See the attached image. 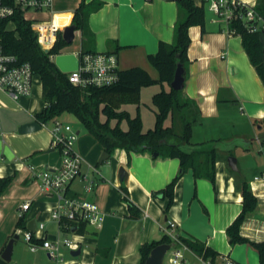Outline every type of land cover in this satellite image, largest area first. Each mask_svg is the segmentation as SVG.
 Wrapping results in <instances>:
<instances>
[{"label": "crops", "instance_id": "0c3cea01", "mask_svg": "<svg viewBox=\"0 0 264 264\" xmlns=\"http://www.w3.org/2000/svg\"><path fill=\"white\" fill-rule=\"evenodd\" d=\"M94 1L101 2L88 18L89 28L95 36V51L117 54L120 70L140 67L159 80V73L148 56L157 52L160 42H173L179 12L177 3L169 0H85L86 4ZM194 1L199 6L203 3V0ZM241 1L257 3V0ZM81 2L55 0L54 24H72ZM205 7L206 33L202 34L200 26L189 30L191 44L183 91L200 111L191 141L211 145L220 141L217 144L216 185L206 179L195 180L190 170L177 183L174 204L166 217L167 200L153 198L152 194L165 189L176 177L179 159H161L134 152L128 155L117 150L109 160L100 163V155L105 152L102 145L95 138H84L76 144L75 150L84 160L82 176L93 180L95 186L92 191H87L83 178L79 177L69 185L66 194L96 203L105 214V221L99 231L87 229L81 235L75 234L80 245L78 249H81L79 256H72L74 250L61 246L66 264H139L140 247L158 241L168 233L206 243L219 254L216 264L222 263V256H228L236 264H259V257L252 248L251 259L244 260L247 245L231 246L226 230L243 208V197L237 190V176L250 183L255 176L264 174V161L254 157L247 164L243 159L241 169L237 159L239 171L235 175L228 166L230 156L227 149L250 150L253 143L264 147L260 139L264 134L260 125L264 123V83L243 47L242 37L229 33V27L216 21L206 4ZM77 34L82 42L81 32L77 31ZM80 49L81 46L77 51ZM77 51H61V54H75ZM151 89L148 99L163 89L169 90V86L158 83ZM43 107L39 77L32 94L19 101L0 90V178H13L0 197V257L15 236L21 215L26 228L32 221L35 229L44 223V234L48 239L58 236V224L50 216L57 198L43 193L36 174L59 168L61 153L51 148V142L50 146L41 142L36 134L38 131L19 132L24 124L36 121L35 116ZM170 124L168 120L167 125ZM121 167L127 171L128 198L141 210L138 219L129 217L128 205L123 200L119 180ZM245 171H251V175L246 177ZM26 202H30V207L22 212L21 206ZM168 221L176 223L172 231L167 228ZM63 234L70 233L64 231L61 236ZM241 235L254 242L264 241L263 203H259L257 210L245 220ZM23 239L20 236L15 241L9 264H58L50 258L48 250L40 247L33 252ZM63 248L70 251V257ZM186 255L190 264L198 263L199 256L191 249Z\"/></svg>", "mask_w": 264, "mask_h": 264}, {"label": "trees", "instance_id": "16d2710c", "mask_svg": "<svg viewBox=\"0 0 264 264\" xmlns=\"http://www.w3.org/2000/svg\"><path fill=\"white\" fill-rule=\"evenodd\" d=\"M178 5V17L174 25V40L172 43L160 42L155 54H150L148 60L158 71L159 80L153 79L150 74L140 68L133 67L120 71V80L117 84L105 88L81 89L73 86L68 79V73L62 72L53 56L61 54V50L68 44L59 34L55 46L49 51H44L32 30L31 23L24 19L20 11L12 17L16 28L8 30V21H0V43L5 54L17 57L19 63L28 62L33 73L41 79L43 88L44 107L35 118L40 124H48L57 120L62 114L74 115L83 127L91 133L102 145L105 152L112 156L117 150H123L128 155L134 152L139 155L158 154V158L180 160V168L176 177L167 187L153 193V198L167 200L164 214L167 217L174 204L175 187L179 180L190 170L193 171L195 180L206 179L213 186L216 185V164L219 160L217 144H194L191 141L193 126L198 121L200 113L195 102L184 96V89L175 91L170 87L174 80L177 66L182 64L185 69V80L188 74V49L191 44L189 30L193 26H200L202 34L206 33V1L201 6L194 0H169ZM101 2L86 4L82 0L75 11L72 21L77 31L81 32V52L92 53L95 51V36L89 28L88 18L92 11L97 10ZM245 9H241L244 12ZM255 12L264 21V0H257ZM255 23V22H254ZM233 34L242 37L243 47L251 63L256 68L264 83L263 48L264 29L250 32L242 20H234L230 24ZM168 85L169 90L163 89L154 94L152 103L155 108L156 123L151 129L145 130L139 116L130 117L125 110H116L111 103L105 102L108 95H128L138 101L143 87L155 84ZM123 119L128 120V128L120 127ZM116 124L112 125L111 121ZM170 120L171 124L167 125ZM264 142V134L260 136ZM231 156L232 150L227 149ZM233 174L237 175L236 172ZM12 177L0 178V197L12 183ZM124 193L123 200L127 203L131 219H138L141 210L128 198L126 186L121 185ZM237 190L242 194V211L234 222L227 228L226 233L231 246L247 245L255 250L259 257V264H264V241L254 242L241 235V227L245 220L258 208V200L250 189V183L237 176ZM26 229L24 218L21 217L17 229ZM80 228L78 234L84 233ZM189 249L196 255L210 259L215 263L219 254L206 243L188 238H181ZM173 243L169 235L165 234L160 240L144 243L140 247L141 259L139 264H145L152 250L161 244ZM0 264H9L0 257ZM239 264V263H238Z\"/></svg>", "mask_w": 264, "mask_h": 264}, {"label": "built area", "instance_id": "2783aa9c", "mask_svg": "<svg viewBox=\"0 0 264 264\" xmlns=\"http://www.w3.org/2000/svg\"><path fill=\"white\" fill-rule=\"evenodd\" d=\"M55 0H0V21H8L7 29L15 30L16 25L12 17L20 11L24 19L31 23L32 30L37 36L38 42L44 51H50L56 44L59 34L63 35L65 25H55L53 5ZM208 10L215 15L216 21L224 22L230 29L234 20H242L250 32L264 29L263 19L255 12L254 4H247L241 0H205ZM241 9H245L244 12ZM50 15L51 17H47ZM255 22V23H254ZM79 61L78 69L68 73L69 82L78 88H105L117 84L120 80V69L117 54L108 52L82 53L81 49L75 52ZM56 56H53V60ZM32 67L28 62L19 63L17 57L5 54L0 43V90L8 93L13 100L32 94L34 88V77ZM48 128L51 134V148L57 149L62 154L59 168L46 169L36 174L40 181L41 190L45 194L56 196L57 201L52 208L51 219L58 224V236L55 240L48 239L44 234L45 224L40 223L34 232L26 229H17L16 234L22 236L31 251L35 252L40 247L49 251L50 258L58 264H66L61 246L65 245L70 250H77L79 242L75 234L80 228L84 230H101L105 221V214L99 206L91 201L67 196L69 185L79 177L85 182V189L92 191L95 182L87 176H82L83 158L75 150L79 133L71 125L60 120L53 121L52 126L41 124ZM250 189L259 203L264 204V174L255 176L250 182ZM30 202L21 206V211L26 212ZM22 217V215H21ZM168 230L176 227L174 221L167 222ZM76 227L77 231L72 232ZM72 234L71 238H61L62 232ZM173 243L167 254H170L168 264H190L187 257L189 247L182 242L181 236L168 233ZM42 242L41 244L39 242ZM221 264H236L228 256H222ZM197 264H216L210 259L201 256Z\"/></svg>", "mask_w": 264, "mask_h": 264}, {"label": "rangeland", "instance_id": "374dc122", "mask_svg": "<svg viewBox=\"0 0 264 264\" xmlns=\"http://www.w3.org/2000/svg\"><path fill=\"white\" fill-rule=\"evenodd\" d=\"M80 46H81V37L79 34H77L74 42L72 44L65 46L61 51L62 52L77 51L80 48ZM37 82H38V76H35L34 77V86L36 85ZM152 86L143 87L144 88L143 89L144 90L143 95L141 97V92H140V96H139L138 101L133 100L128 95H115V94L113 95L112 94V95H108L107 97H105V102L111 103L113 108L116 110L127 111L129 113L130 117L139 116L143 122L144 129L145 130L151 129L155 126V123H156V114H155V108H154L153 103H152V96L149 99L147 98L148 92H151V90H152L151 89ZM57 120H60L64 123H67V124L71 125L75 130L80 131V135L78 136L77 143L79 141L83 140L84 138H87V137L93 138V139L95 138L91 133H89L83 127V125L79 122V120L72 114L64 113L59 118H57ZM52 124H53V122L48 123L49 126H52ZM111 124L115 125L116 121L112 120ZM119 125L121 128L127 129L128 128V120L123 119ZM260 125L262 126V131H264V123H262ZM36 134H37V136L41 142L50 146L51 136H50L48 129L43 128L40 131L36 132ZM47 150H49V148H47ZM261 150H263V152H264V147H261L257 143H253L252 148L250 150H244L242 148H237V149L232 151V154H233V156H235L239 160V167L242 169L243 162H244L243 159L245 161H247V164L249 163V161L251 162L252 158H254V157L260 158L261 160L263 159V161H264L263 152ZM62 157L63 156L61 154V158ZM100 157H102V153H101ZM243 174H245L246 177H249L251 175V171H245V173L243 172ZM53 228H54V226H53ZM50 231H52V230H50ZM52 234H53V231H52ZM52 234H51V236H52ZM61 238L62 239L71 238V235L70 234H63L61 236ZM55 239H53V240H55ZM238 246H240V245H238ZM242 246H244V244ZM246 247H247L248 251L245 252V254H244V260L247 261L248 259L249 260L251 259L250 252L252 251V249L248 246H246ZM246 247H244V248H246ZM63 249H64L63 252H65V254L68 257H70V251H68L67 248H63ZM169 260H170V254H167L165 257V260H164V264H168ZM243 264H246V263L243 262Z\"/></svg>", "mask_w": 264, "mask_h": 264}, {"label": "water", "instance_id": "95a60500", "mask_svg": "<svg viewBox=\"0 0 264 264\" xmlns=\"http://www.w3.org/2000/svg\"><path fill=\"white\" fill-rule=\"evenodd\" d=\"M77 29L74 25L70 24L69 26H66L63 30V39L65 42L69 45L72 44L76 38ZM48 52V51H46ZM55 64L57 67L64 73H69L72 71H75L78 69L79 61L75 54H59L55 57ZM263 68H264V48H263ZM185 69L182 64H179L177 66L174 80L170 84V87L175 91H181L185 87ZM41 124L37 121H33L27 124H24L20 127L19 132L21 134H28L32 132H36L41 130ZM79 133V132H78ZM155 157L158 156V154H154ZM110 155L107 152H104L102 154V157L100 158L99 162L103 163L107 160H109ZM229 168L234 171L238 172V162L237 158L235 156H230L227 159ZM119 180L121 182V185L126 186V180H127V171L124 167H121L119 170ZM27 229L31 232L35 231V222L32 221L28 224ZM72 232H76L77 228L73 227ZM20 239V235L15 234V236L9 241L8 245L6 246L5 250L2 253L1 258L7 261L8 263L12 262V255H13V249H14V243L16 240ZM172 245L170 244H161L157 247H155L148 259L146 260L145 264H164L165 257L169 250L171 249ZM81 254V249H78L77 251H72L71 255L74 257H77Z\"/></svg>", "mask_w": 264, "mask_h": 264}]
</instances>
